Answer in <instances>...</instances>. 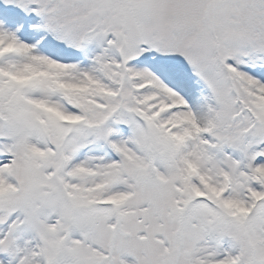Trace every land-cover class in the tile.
<instances>
[{
    "label": "snow or ice",
    "instance_id": "1",
    "mask_svg": "<svg viewBox=\"0 0 264 264\" xmlns=\"http://www.w3.org/2000/svg\"><path fill=\"white\" fill-rule=\"evenodd\" d=\"M0 264H264V0H0Z\"/></svg>",
    "mask_w": 264,
    "mask_h": 264
}]
</instances>
